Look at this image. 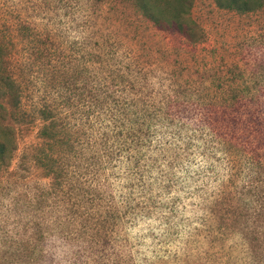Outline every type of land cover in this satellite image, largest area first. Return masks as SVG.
Wrapping results in <instances>:
<instances>
[{
  "label": "rangeland",
  "instance_id": "1",
  "mask_svg": "<svg viewBox=\"0 0 264 264\" xmlns=\"http://www.w3.org/2000/svg\"><path fill=\"white\" fill-rule=\"evenodd\" d=\"M185 1L193 40L144 0H0L20 91L0 264H264V6ZM44 115L61 182L35 160Z\"/></svg>",
  "mask_w": 264,
  "mask_h": 264
},
{
  "label": "trees",
  "instance_id": "2",
  "mask_svg": "<svg viewBox=\"0 0 264 264\" xmlns=\"http://www.w3.org/2000/svg\"><path fill=\"white\" fill-rule=\"evenodd\" d=\"M149 6L144 7L147 12V17L160 26L174 25L176 29L193 40L189 22H186L180 10L186 7L185 0H175V4L168 2L167 8H163L158 4H151L150 0H144ZM216 4L221 9L235 10L239 13H246L259 9L264 6V0H215ZM162 8V9H160ZM173 8L174 11L170 15L167 14V9ZM6 45L0 39V84L4 90H0V168L10 162L17 150V139L15 129H12L9 124H2L7 117L9 106H17L20 91L6 74L7 67L3 63V55ZM62 129L57 125L56 119L44 115V123L40 129V137L44 138L45 146L42 144L35 147L34 156L37 164L43 169H46L58 182H61L64 177V163L61 156L58 155L59 147L64 145L62 142L67 139L62 136ZM65 135V134H64Z\"/></svg>",
  "mask_w": 264,
  "mask_h": 264
}]
</instances>
